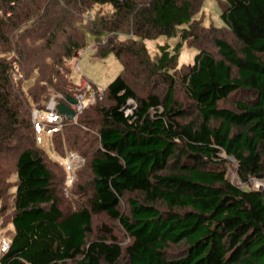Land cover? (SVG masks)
Instances as JSON below:
<instances>
[{"label":"trees","instance_id":"1","mask_svg":"<svg viewBox=\"0 0 264 264\" xmlns=\"http://www.w3.org/2000/svg\"><path fill=\"white\" fill-rule=\"evenodd\" d=\"M204 2L0 0V203L15 188L0 264H264V188L250 184L264 179V0H221L233 43L197 20ZM90 38L123 71L76 125L50 124L54 150L72 136L86 160L76 177H92L86 205L66 213L67 171L38 146L31 103L75 96L67 64ZM162 38L180 42L153 59L147 43ZM184 43L199 53L178 70ZM15 71L38 72L29 98ZM102 215L129 244L95 228Z\"/></svg>","mask_w":264,"mask_h":264},{"label":"rangeland","instance_id":"2","mask_svg":"<svg viewBox=\"0 0 264 264\" xmlns=\"http://www.w3.org/2000/svg\"><path fill=\"white\" fill-rule=\"evenodd\" d=\"M223 1V0H222ZM221 0H205L204 6L202 11L197 16V20L202 23V25L206 28L217 27L220 28L222 36L230 42H234L233 36L231 33L225 28L224 22L221 19L222 14V7H221ZM107 10V9H106ZM94 12V11H93ZM90 12L91 16H94L97 12ZM92 18V17H91ZM179 38L176 39H168L162 38L157 40L156 42H149L147 43V48L150 52L151 57L154 59L156 56L159 55L158 46L159 45H167L170 47L171 50L179 43ZM98 43L93 38L88 40V44L85 50L81 51L72 61L67 64V67L70 69V84L72 87V92L74 94L78 93L80 86L82 84V79H86L91 86L96 89H104L106 90L107 87L112 83L123 71L122 64L113 56L108 57L105 60H101L95 57ZM3 48L0 47V57L3 56ZM209 51L215 52L213 49L208 48ZM199 51L195 48H190L187 43L183 44L182 50L180 52L179 62H178V70L183 68L184 66L192 65L195 61L196 55ZM38 79V72H35L31 77L26 78V76L19 71H15L14 73V80L15 82L19 83L22 91L27 95L26 97L29 98L28 94L30 90L35 86ZM56 82V80H54ZM51 91V90H50ZM180 101H184L186 107L190 106V103L186 101L185 96L181 93L178 95ZM65 97L60 93L52 92L47 102L42 101L40 105L31 103V119L34 124L35 114L40 112L39 116V123L36 125V139L37 144L41 147L48 156L53 160L58 162L62 167L67 168L65 166L66 161L70 157V154H77L81 159L78 160V163L75 164L77 168H81L85 165V158L82 156L79 147L74 145V139L71 140L72 136L69 138L68 142L70 145H67V148L64 150V153H57L54 148L52 147V136L53 131H51L52 123L56 122V118L49 112L50 107H54L57 109V106L60 103L65 102ZM92 106V105H91ZM90 106V108H91ZM221 107H232L231 104L222 102ZM89 109V107H88ZM66 118H63V121L59 123L58 129L65 130L67 126L65 122ZM79 119V118H78ZM74 125L77 122H74ZM66 125V127H65ZM73 125V124H72ZM50 129V130H49ZM89 129L84 128V131ZM90 134L93 136L97 134L96 128L89 130ZM66 132V131H65ZM92 136V140L93 137ZM76 140V139H75ZM80 144L83 142L79 141ZM90 148L88 156L91 158L93 153L92 145H88ZM82 150V149H81ZM83 152V150H82ZM66 154V155H65ZM81 154V155H80ZM84 160V162L82 161ZM61 169V168H60ZM233 168L230 169L232 171ZM67 171V169H66ZM229 171V172H230ZM228 172V174H230ZM68 173V171H67ZM230 177L231 174H230ZM228 176V178H230ZM92 179L91 173L88 168L82 171L78 177L69 182L68 179L66 181V188L64 187V193L62 195V209L68 213L77 210L80 207H83L88 202L89 198L92 196V192L90 188H88V183ZM17 180V176L15 174L9 176L8 181L11 184H15ZM232 180L235 181V178L232 177ZM15 192V188L11 187L7 200L5 201V205L0 203V210L2 205L7 206L6 212H0V237H8L11 238L13 235L14 229L11 224V215L13 212L12 209V194ZM125 202V200H124ZM125 207V206H124ZM125 211V209H124ZM94 225L97 229L99 226L107 225L113 233L119 238L122 242L123 246L129 244V238L126 237L125 233L121 230L118 223L110 220L107 216H96L94 218ZM95 229V230H96ZM174 250V249H173ZM175 251V250H174ZM173 253V252H172Z\"/></svg>","mask_w":264,"mask_h":264},{"label":"built area","instance_id":"3","mask_svg":"<svg viewBox=\"0 0 264 264\" xmlns=\"http://www.w3.org/2000/svg\"><path fill=\"white\" fill-rule=\"evenodd\" d=\"M92 17V16H91ZM106 94V90L104 89H94L91 84L86 80L82 79V84L80 86V89L78 90V93L75 94L74 98L76 99V104H69L70 108L76 113V118L73 120L74 122H77L78 118L90 107L91 105H94L97 100L102 101L104 99V96ZM65 99L64 103H68L67 99ZM49 112L56 118V122L59 125L60 121H63V118H66L64 116H61L57 109L54 107L49 108ZM39 116L40 112H37L35 114L34 118V124H38L39 122ZM67 119V118H66ZM81 158L77 154H70V157L66 161L65 166L67 167V179L69 182H71L75 178L76 170L78 169L75 164L78 163V160ZM84 162V160L82 159ZM76 162V163H75ZM232 177L235 178V181L232 180V177H230V174L228 176L232 180V182L241 188H245L247 185L243 183L238 175L237 168L235 170H232L229 172ZM251 185H253L256 189H262L264 188V179H252ZM10 248V241L6 237H0V258L1 256L6 253Z\"/></svg>","mask_w":264,"mask_h":264},{"label":"water","instance_id":"4","mask_svg":"<svg viewBox=\"0 0 264 264\" xmlns=\"http://www.w3.org/2000/svg\"><path fill=\"white\" fill-rule=\"evenodd\" d=\"M66 99L68 103H60L57 106V111L61 116L73 121L76 118V113L70 108L69 104H76L77 101L72 96H68Z\"/></svg>","mask_w":264,"mask_h":264}]
</instances>
